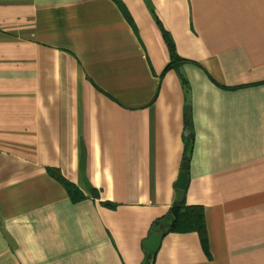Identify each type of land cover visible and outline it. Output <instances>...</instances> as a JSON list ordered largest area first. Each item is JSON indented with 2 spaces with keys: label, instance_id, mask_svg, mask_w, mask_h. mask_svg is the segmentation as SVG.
Masks as SVG:
<instances>
[{
  "label": "crops",
  "instance_id": "0c3cea01",
  "mask_svg": "<svg viewBox=\"0 0 264 264\" xmlns=\"http://www.w3.org/2000/svg\"><path fill=\"white\" fill-rule=\"evenodd\" d=\"M0 264H264V0H0Z\"/></svg>",
  "mask_w": 264,
  "mask_h": 264
},
{
  "label": "trees",
  "instance_id": "16d2710c",
  "mask_svg": "<svg viewBox=\"0 0 264 264\" xmlns=\"http://www.w3.org/2000/svg\"><path fill=\"white\" fill-rule=\"evenodd\" d=\"M165 38L167 40V44L171 53V61L167 65L165 72L171 69H175L176 71L180 72L181 65L185 60L178 55L173 41L166 35ZM181 81L186 89L188 87V82L182 75H181ZM191 149H192V138L191 136L185 137L184 161H186L187 163V169L189 164L188 152L190 153ZM50 174L66 188L73 202H79L86 198V196L81 191V189L75 183L71 182L65 176H63L58 169L50 170ZM107 205L111 208L116 207V205L113 203H107ZM163 223L168 231L199 232L203 244L207 246L208 239H207L204 208L202 206H197V205L195 206L188 205L186 201V190L176 188V198L174 204L171 208V211L163 219ZM159 224H161V222Z\"/></svg>",
  "mask_w": 264,
  "mask_h": 264
},
{
  "label": "water",
  "instance_id": "95a60500",
  "mask_svg": "<svg viewBox=\"0 0 264 264\" xmlns=\"http://www.w3.org/2000/svg\"><path fill=\"white\" fill-rule=\"evenodd\" d=\"M189 182V176H188V169H187V163L184 161L182 166V171L179 175V179L176 183L177 188L185 190L187 189V185ZM163 230L160 226L155 227L151 233L150 236L144 241L143 247L150 251V252H157L160 244L161 239L163 237Z\"/></svg>",
  "mask_w": 264,
  "mask_h": 264
}]
</instances>
